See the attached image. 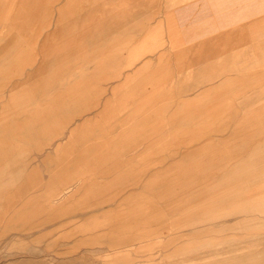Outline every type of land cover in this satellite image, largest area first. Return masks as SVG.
Instances as JSON below:
<instances>
[{
  "label": "rangeland",
  "instance_id": "374dc122",
  "mask_svg": "<svg viewBox=\"0 0 264 264\" xmlns=\"http://www.w3.org/2000/svg\"><path fill=\"white\" fill-rule=\"evenodd\" d=\"M26 3L0 0V264H264V145L249 153L264 128L234 138L264 125L262 25L188 47L172 4L108 79L101 64L95 82L81 71L54 89L79 95L29 85L17 107L41 48L4 25L39 8Z\"/></svg>",
  "mask_w": 264,
  "mask_h": 264
},
{
  "label": "crops",
  "instance_id": "0c3cea01",
  "mask_svg": "<svg viewBox=\"0 0 264 264\" xmlns=\"http://www.w3.org/2000/svg\"><path fill=\"white\" fill-rule=\"evenodd\" d=\"M19 1L26 3L28 0ZM33 1L31 0L30 4H26H29L31 9L34 5L39 6L38 9L34 10V13L29 10L27 15H23V21H17L16 18L19 15H16V18L13 17V22L4 25L5 28L8 26L14 32H38L36 39L32 40V49L36 47L35 42L36 45L40 43L41 48L36 58L39 66L30 72L31 75L29 74L25 81L21 80L22 82L16 83L13 94L16 95L17 107H24L19 95H26L29 85L32 89V95L37 94L38 91L48 95L47 91L49 90L54 91L52 94L54 97L79 95V93L72 91L73 88L83 89L80 87V82H77L78 80L74 81L77 82L74 87H67L65 93L54 89L64 85L66 76L71 75L74 78L81 71L90 72L88 79L95 82L99 78L97 75L100 73L101 64L104 65L102 67L103 76L108 79L105 76L108 67L120 66L124 63L122 59L123 50H128L151 31H162L160 28L161 21L156 19L157 15L160 14L161 8H168L172 4L175 6L173 15L177 17V26L174 28V32L194 33L195 35V40L192 41L195 45H191L192 42L189 41L184 42V46H206L209 42L219 40L225 33H249L251 31L254 34L261 29L257 28V25H262L264 28V0H163L165 5H162L160 0ZM27 16L30 18L28 19ZM246 25L247 27H245ZM70 26L72 28L70 31L68 30V34L63 35L64 28ZM2 30L5 31L6 29ZM85 33L89 34L86 35ZM83 40L85 41L82 42ZM86 41L87 43H85ZM251 42L256 44L253 38H251ZM29 43L31 42L29 41ZM70 46L78 50L81 48L82 53L70 54L72 55L71 58L63 61L64 57L69 56L65 50ZM148 62L149 59L141 61L142 65ZM51 63L56 65L55 69L52 70L53 73L43 74L37 77L36 82L32 83L30 79L33 75L44 73ZM68 63L78 64V66L71 68ZM114 68L116 69L115 66ZM140 68L142 66L138 67L137 70ZM24 71L26 70L24 69ZM52 101L53 97L46 98L41 107L55 106V104L49 103ZM60 101L64 104L63 97L60 98ZM247 127L248 130H242ZM258 128H264V125L242 126L235 132L238 137L234 138L242 142L249 141L251 137L254 138L258 134L259 131L256 130ZM261 142L258 143L257 147L254 146L249 153L259 150L264 145V140ZM241 150L240 148L232 149V152L237 154L233 156L235 159L250 161L251 158L260 157L245 156L249 148ZM260 152L264 153V150L258 153Z\"/></svg>",
  "mask_w": 264,
  "mask_h": 264
},
{
  "label": "bare ground",
  "instance_id": "6f19581e",
  "mask_svg": "<svg viewBox=\"0 0 264 264\" xmlns=\"http://www.w3.org/2000/svg\"><path fill=\"white\" fill-rule=\"evenodd\" d=\"M24 7H25V4H24Z\"/></svg>",
  "mask_w": 264,
  "mask_h": 264
}]
</instances>
